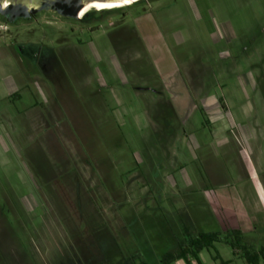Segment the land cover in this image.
Returning <instances> with one entry per match:
<instances>
[{
  "label": "rangeland",
  "instance_id": "374dc122",
  "mask_svg": "<svg viewBox=\"0 0 264 264\" xmlns=\"http://www.w3.org/2000/svg\"><path fill=\"white\" fill-rule=\"evenodd\" d=\"M97 11L0 17V264H161L264 192V0Z\"/></svg>",
  "mask_w": 264,
  "mask_h": 264
},
{
  "label": "trees",
  "instance_id": "16d2710c",
  "mask_svg": "<svg viewBox=\"0 0 264 264\" xmlns=\"http://www.w3.org/2000/svg\"><path fill=\"white\" fill-rule=\"evenodd\" d=\"M144 0H139L128 8L137 4L142 3ZM118 9H109V10H99L97 12L104 11H114L121 10ZM96 12V11H93ZM89 14V13H87ZM86 14V15H87ZM184 240L178 243L177 251L167 252L161 256V264H172L177 260H184L186 264H191L190 261L194 260L197 264H200L198 255L203 250L210 249L217 243H225L228 245L234 256L242 258L247 264H259L260 261H264V248H260L258 251L253 250L250 247L244 246L241 244L242 234L237 230H226L225 233H199L197 235L191 234L189 228L184 227L183 229ZM215 261L219 260V257L216 255L213 257ZM126 264H148L146 261L138 259L136 256H132L127 259ZM220 264H227L221 262Z\"/></svg>",
  "mask_w": 264,
  "mask_h": 264
},
{
  "label": "crops",
  "instance_id": "0c3cea01",
  "mask_svg": "<svg viewBox=\"0 0 264 264\" xmlns=\"http://www.w3.org/2000/svg\"><path fill=\"white\" fill-rule=\"evenodd\" d=\"M252 188L253 191L250 193V196H247L244 190L238 195V209L241 213V217H236L233 222L223 214L224 210H226L225 207L229 203L228 198L225 197L224 193L221 194L222 196L217 194L212 198H208L207 195L209 191L205 190L203 193L200 192L201 197H204V200H206L208 211H210L212 215L214 213L217 221L216 225L220 226L222 232H225L226 230H237L240 231L241 234H244L251 231L257 232L258 227L264 226V192L260 183ZM198 258L200 264H202V252L199 253ZM231 261L232 260L230 259L222 262L230 264ZM190 263L197 264L194 260H191ZM260 263H264V261L262 260L259 264ZM172 264H186V262L184 260H177Z\"/></svg>",
  "mask_w": 264,
  "mask_h": 264
},
{
  "label": "water",
  "instance_id": "95a60500",
  "mask_svg": "<svg viewBox=\"0 0 264 264\" xmlns=\"http://www.w3.org/2000/svg\"><path fill=\"white\" fill-rule=\"evenodd\" d=\"M124 0H0V16L9 23L29 19L42 11H52L60 16L78 19V14L89 3H114ZM7 3V6L2 5Z\"/></svg>",
  "mask_w": 264,
  "mask_h": 264
},
{
  "label": "bare ground",
  "instance_id": "6f19581e",
  "mask_svg": "<svg viewBox=\"0 0 264 264\" xmlns=\"http://www.w3.org/2000/svg\"><path fill=\"white\" fill-rule=\"evenodd\" d=\"M139 0H130V2H126V0L124 1H117V2H114V3H98V2H93V3H89L88 5H86L82 10V14L92 10V9H96V10H109V9H120L122 7H126V6H130L131 4L137 2ZM3 7L7 6V3H4L2 5ZM80 12V13H81ZM79 13V14H80ZM79 14H78V17H79ZM77 17V18H78Z\"/></svg>",
  "mask_w": 264,
  "mask_h": 264
},
{
  "label": "flooded vegetation",
  "instance_id": "af4514ba",
  "mask_svg": "<svg viewBox=\"0 0 264 264\" xmlns=\"http://www.w3.org/2000/svg\"><path fill=\"white\" fill-rule=\"evenodd\" d=\"M90 11H88V12H86V13H84V14H82V12L79 14V17H78V19H85L89 14H87V13H89ZM87 14V15H86ZM1 17V16H0ZM32 17H33V15H32ZM3 18V17H2ZM5 21H7L6 19H5ZM18 21V20H17Z\"/></svg>",
  "mask_w": 264,
  "mask_h": 264
},
{
  "label": "snow or ice",
  "instance_id": "6c2138e0",
  "mask_svg": "<svg viewBox=\"0 0 264 264\" xmlns=\"http://www.w3.org/2000/svg\"><path fill=\"white\" fill-rule=\"evenodd\" d=\"M126 2H130V0H126Z\"/></svg>",
  "mask_w": 264,
  "mask_h": 264
}]
</instances>
